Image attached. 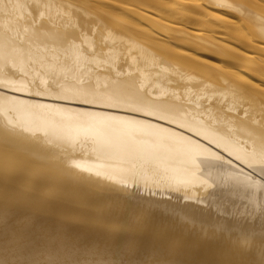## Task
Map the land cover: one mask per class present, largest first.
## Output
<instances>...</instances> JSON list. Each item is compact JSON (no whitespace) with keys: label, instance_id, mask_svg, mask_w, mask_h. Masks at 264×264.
Returning a JSON list of instances; mask_svg holds the SVG:
<instances>
[{"label":"bare ground","instance_id":"bare-ground-1","mask_svg":"<svg viewBox=\"0 0 264 264\" xmlns=\"http://www.w3.org/2000/svg\"><path fill=\"white\" fill-rule=\"evenodd\" d=\"M153 3L155 9H148ZM167 4L162 0H0L1 11L12 6L16 9L10 14L0 11V89L11 94L0 92V141L16 143L13 151L27 155L29 168L25 166L29 172L23 171L27 173L22 176L17 174L21 178L38 167L37 162L34 163V159L38 160L37 147L27 146L33 143H37L34 146L54 144L64 154L65 166L70 165L80 173L76 176L78 173L74 172L75 177L66 180L58 178L64 186L58 195L54 194L58 196L55 202L43 205L41 201L48 202L45 197L34 202L43 211L42 216H37L32 199H18L24 208L14 207L13 222L0 230V264H126L149 250L148 240L153 242L152 252L159 258L163 255L170 258L175 264H198L199 260H205L206 264H210L209 261L250 264L245 253L249 248L243 250L237 242L243 253L236 243L230 246L231 240L226 249V245L223 246V254L216 255L207 229L204 231L208 234L201 235V231L199 244L196 240L190 243L196 237L193 236V239L187 238L191 239L187 244L183 242L182 248H179L182 242L178 241V249L175 239L185 238L183 230H190L194 225L180 222L181 225L176 223L178 228L174 225L168 231H163L165 228L149 230L147 223L152 221L156 225L161 216L129 221L130 216L125 214H131L134 209L130 211L125 205L132 202V195L110 190L132 183V177L137 174L135 162L143 167L142 164L166 161L171 177L181 182L199 181L202 173L210 174L215 168L228 172L229 162L248 172L254 179V188L260 189L264 197V80L260 83L251 80L255 75L257 78L264 74V58H261L264 56V0H171L165 9ZM229 9L231 14L239 15L240 21L225 13ZM25 11L28 14H22ZM116 11L151 25L150 30L142 28L134 18L133 21L123 18V21L119 16L121 21L118 20ZM65 12L69 15L65 14V19L69 21L59 17L62 23L54 19L57 14L64 17ZM43 14L48 20L39 19ZM93 14L95 18L92 22L91 17L90 23L89 15ZM82 15L88 16L87 22ZM98 20L102 22V32L95 31L102 34L103 46L95 44L100 41L99 37L94 43L90 35L83 32L81 39L76 37L77 24L78 28L80 24L88 28ZM64 23L76 26L66 28L69 26ZM177 35L189 36L192 40L199 38L195 40L202 41L197 45L200 48L202 44L208 46L207 43L227 48L229 58L233 59L230 62L240 60L246 70L238 69L237 62L233 66L226 64L227 67L211 64L216 72L197 67V62H204L207 68L208 61L187 51H176L167 43ZM161 36L166 41L159 40ZM175 38V42L184 39L177 36L176 41ZM227 40L237 48L222 43ZM186 41L194 43L190 38ZM82 42L93 51L89 53L86 47L82 48ZM122 59L126 61L123 67L118 64ZM92 62L102 67L106 63L113 68L106 69L105 65V71L96 72L98 66L93 65L98 69L95 70ZM165 74L179 80L188 79L198 93L191 92L190 86L182 94L193 99L196 95L206 97L219 110L196 109L190 107L188 101L164 96L166 90L158 85V79ZM263 77L261 75V79ZM26 97L42 101L34 104ZM3 147L0 146L1 152L5 151ZM2 173L6 170L1 169L0 178L9 177ZM49 175L46 180L51 178ZM28 176L25 179L31 188L30 194L38 195L44 181L40 182L35 175H31L33 179ZM34 179L39 186L36 191L33 188L36 184L31 183ZM239 180L247 182L246 178L235 176L234 181L240 183ZM16 185L21 189L18 182ZM243 185L247 186L245 182ZM88 192L98 193V201L86 204ZM48 193L44 192L46 197L53 192ZM117 201L124 204L120 209H117ZM199 201L193 203L197 206H189L187 214L206 223L209 213L201 206L204 201ZM94 202L100 206L99 210L92 209ZM77 203L79 211H76ZM76 213L80 220L75 221ZM123 223L126 229L120 227ZM117 225L126 231H119ZM87 239L94 245L85 243Z\"/></svg>","mask_w":264,"mask_h":264},{"label":"rangeland","instance_id":"rangeland-1","mask_svg":"<svg viewBox=\"0 0 264 264\" xmlns=\"http://www.w3.org/2000/svg\"><path fill=\"white\" fill-rule=\"evenodd\" d=\"M158 1H160V0H158ZM162 1H164V3L167 4L168 2H166V1H169V0H162ZM170 2H171V0L169 1V3ZM168 4H167V6H165V9H167L166 7H168ZM149 5H147V7ZM152 5L155 6L153 3V4H151V6L148 7V9H150V8L155 9V7L152 8ZM12 7H10L9 10H2V11L0 10V11L4 14H10L13 11L15 12V10H16V9H14V7L13 8ZM229 11H230V9L226 10L225 13H227V15H232L236 21H240V19L237 18L239 15H237L236 13L234 14V12L231 14L232 10H231V12H229ZM116 13H117V15L119 14L118 17L119 16L122 17L123 21H124V19L125 20L129 19V20L133 21V18H134L133 16L126 15V14H123L121 12L118 13L117 11H116ZM22 14H28V13H27V11H25V13L22 12ZM65 14H66V12L63 13L64 17L62 15L59 16L57 14L58 18L56 17L54 19H56V21H59V22L61 20V19L59 20V17L62 18L63 20H68L69 18L65 19ZM71 15L73 16V14H71ZM42 16H44V17H42ZM66 16L69 17L68 13L66 14ZM21 17H20V19H23ZM87 17L83 16L82 18L85 19V21L87 22L88 21ZM89 17H90L89 18L90 23H91V20H90L91 17H92V22H93L94 21L93 19L95 18L94 14H93V16L89 15ZM121 17H119L120 19L118 18V20L121 21ZM236 18L239 20H237ZM39 19L48 20V17H46L43 14L40 16ZM102 19H104V17ZM112 19H114V21H116L115 18H112ZM134 19H136V18H134ZM63 20H61L62 23H63ZM79 20H81V19L79 18ZM99 20L95 23V25H94V23L92 25L90 24L92 27H90V25H89L88 28L86 25H85L86 26L85 27L84 25H81L80 23H79L80 26L78 28V24H77V27H75V31L78 30L79 32L78 31H76V32L79 34L76 33L77 34L76 37L79 38V36H80L79 39H81V34L85 33V34H88V36L90 35L89 39L92 38L91 40L93 43L95 42L94 39H98V37L100 40L101 39L100 35H102V34H99V32L96 33L97 30H99V31L102 30V28H101L102 22H99ZM110 20L111 19H109V21ZM81 21H79V22H81ZM85 21L84 22L82 21V22L85 23ZM107 21H108V19H107ZM136 22L140 23L142 28H144V26H145L146 30H150V28H151V25L149 26V24L146 25L147 23H143V22L141 23L138 19H136ZM99 23L101 26L99 25ZM97 24L99 26H97ZM64 25H65V23H64ZM66 25H67V23H66ZM65 26L61 25V28L65 27ZM67 26H69V27H66V28L72 27L71 25H67ZM74 26H76V25H74ZM83 27H85L88 31L85 30V28H83ZM98 27H99V29H97ZM92 28L93 29L95 28V29L93 30ZM80 29H82V31H80ZM90 29H91V31H90ZM62 30H64V29H62ZM83 30L87 31V33L84 32ZM64 32L66 33V31H64ZM101 32L102 31H100V33ZM204 33L207 34L206 31H204ZM95 35H97V36L95 37ZM177 36H178V38L181 37V39H183V37H184V39L180 40L179 41L180 43L175 42L173 40L175 37H176L175 38L176 41L179 40V39H177ZM177 36H175L172 39L173 41L170 40V41H167V43L171 44L170 46L172 48L176 49V51H177V49L180 50V52H186L187 51L186 53L189 52L190 54H194V56L196 55V57H199L201 60H206V62L208 61V63L206 64L207 68L204 66L205 64L203 65L204 62H197L198 63V64H196V65H198L197 67H199L201 69L204 68V69L208 70L211 68V71L216 72L215 70H217V69H215V67H211L210 66L211 64H212V66H214V64L216 66H218L219 64H221V66H226V64L228 66H231L232 64L235 65L236 62L239 64V65L236 64L238 66V69H240L239 67H241V69H242V67L244 66L243 65L244 62H241L240 60L235 61V63H232L233 61L230 62L232 59L231 57L229 58L230 50L227 51V48H225V47L223 48V47H221V46L219 47L215 44L213 45V43L212 44L207 43L208 46L200 44L201 45V48H200V47H197V45L199 46V43L202 41H198V43H197V41L195 40V39L199 40V38H195L194 40H192L191 37H189V36H185V35H183V36L177 35ZM188 37L190 38L191 42L194 41L195 44L192 42L194 45L190 42L186 43L187 42L186 40L189 41ZM161 38L166 41V39L162 36L160 37L159 40H162ZM102 41H104V40H102ZM102 41L101 40L99 42L97 41V42H95V44L97 43V44H100L103 46L104 43ZM225 42L223 41L222 43H224L225 45L228 44L229 46L228 45L227 46L230 48H237V46L232 41L230 42V40H229V43H228V40H227ZM82 44H83L82 48H84V47H86V49L89 48L86 43L82 42ZM232 46H235V47H232ZM98 47H99V45H98ZM202 47H203V49H202ZM93 48H96V45ZM219 50H221V51H219ZM92 51H93V49L87 50V52H89V53H91ZM133 54H134V51H133ZM225 56H228L227 58H229V59L224 58ZM262 57L264 58V56H261V58ZM124 61L125 60L122 59V61L120 60L118 62V64L121 67H123ZM209 62H210V64H209ZM92 63H91V66H93V65L98 66L99 70L97 69V67L95 68L93 66L95 68V70H98L96 72H100L101 71L100 69L105 71L106 69H109V66H110V65H106V63H104V64L100 63V64H103V67L99 64H96V63L92 64ZM125 63H126V61H125ZM200 63H202V64H200ZM230 63H231V65H230ZM105 65H106V69H105ZM119 65H117V66L120 67ZM110 67L113 68V66H110ZM112 68H111V70H113ZM213 68L215 70H213ZM243 69H245V68L243 67ZM241 71L239 70V72H241ZM261 75L264 76V74H261ZM261 75H259L257 77L258 79L255 77L256 76L255 75L253 78H255L256 80H254L253 78L251 80H253V82L256 81V83L257 82L260 83L262 80H264V77L261 79ZM26 78L28 79V77H26ZM29 80L31 81V84H32L33 81L31 79H29ZM29 80H28V82L30 83ZM187 81H188V79H186V78H182V80H179V79H176L175 77H173L171 75L165 74L158 79V85L163 86L164 89L166 90V92L163 94L164 96H167L169 98L174 97L180 101H185V102L188 101L187 104L190 107H194L196 109L211 108V109H214V111L219 110V108H216V104L212 103V100H209L206 97L203 98V96L199 97V95H196V98L193 99L190 95L186 96L185 94H182V91L185 92L186 90L189 89L190 86H192V87H190L191 92H193L195 90V92L198 93L196 90V86L194 88V86L190 82L188 83ZM262 82H264V81H262ZM42 85H44V84L42 83L41 86ZM3 91H2V89H0V92H2L4 94H6V93L9 94L8 92H6V91L3 92ZM2 93H0V94H2ZM9 95H11V94H9ZM30 98H32V99H30ZM30 98L26 97V99H28L29 101H32V103H34V104L37 103L38 101H42V100H39V99L34 98V97H30ZM74 106L75 107H82L80 105H74ZM82 108H85V106H83ZM225 110H226V112H228L226 108H225ZM229 111H231V110H229ZM120 113H124V112H120ZM234 113H236V112H234ZM124 114H126V113H124ZM0 142H1L0 146L3 145L5 147V148L3 147L5 149L4 152L3 151L1 152V149H0V156L2 155L0 157V171H1V169L6 170L5 174H9V177H10L9 178V177L3 176L0 178V230H2L7 224L13 222V215H12L13 214V208L14 207L19 208V206L21 208H24L18 201V199L20 197H22V198L28 197L30 200L32 199L34 207L37 208V209H34L38 213L37 216L38 215L42 216L43 211L41 209H39V206L34 202L37 199H41L42 197L43 198L41 200H45V199L48 200V202H46V201L42 202L41 201L40 203H43V205L53 203V201L55 202V199L57 200L56 197H58L55 195H58L60 192V189L64 186V184L62 183L63 181L62 182H61V180L59 181L58 178L64 179V180L74 178L75 177L74 172L78 173L79 171L73 170L74 168L71 167L70 165L65 166V164H64V163H66L65 159H64L65 156L63 153H61L59 150L56 149L54 144L49 143L50 144L49 145L48 143L47 144L44 143L45 146L39 145V144L34 146V144H37V143H33V145H30V146L27 145L28 148L29 147H32V148L37 147L36 150L39 151L38 152V160H37V158L34 159V163L37 162V165L36 164L35 165L38 167H34V168H36V170L34 169V172H33L34 174L32 173L29 176L32 175L34 177V175H35L34 178H36V177H37V179L39 178L38 180H41L40 182L44 181L45 185L43 182L41 184L46 186V187H43V185H41L42 188L40 187V189L41 190L43 189L42 190L43 192L40 189H38V191H37L38 195L36 193L30 194L29 191H31L30 190L31 188H28L29 184H27V181L25 179V178H27L28 174H27V176H25V178L20 177V176H22V174L25 175L27 173V172L24 173L23 171L27 170L29 172V170L27 169V167L29 168V166L26 163V162H29V159L26 157L27 155L26 154L18 155L15 152V150L13 151L14 146H15L14 144H16L14 142H6V141H0ZM77 142H79V141H77ZM11 147H13V148H11ZM2 153H4V154H2ZM11 157H13L14 160L13 159L10 160L9 158H11ZM16 159L18 162L16 161ZM8 160H10V161H8ZM19 161L25 162V163L22 164ZM10 162H12V163H10ZM8 163H10V164H8ZM19 163H21V164H19ZM135 163H136V165H134V167H135L134 171H136L137 174L134 172L135 177H132L133 178L132 179L133 181H131L132 183L128 187L125 185H124L125 186L124 187V186H122V184H120L121 186H118V187L117 186L115 187V185H114L116 190L110 189L111 191L127 192V193L129 192L132 195V199H131L132 202L130 204L127 203L125 205L126 206L125 208H127L130 211L134 209L133 211H131V214L133 212L132 217H131V214L128 213V211H127L128 214H125V215H128V218L130 216L131 219L129 221L139 220V217L141 219H143V217H146V219H149L155 215H160L161 217H159V218H161V219H160V221L157 222L156 225L152 221L147 223V228L149 230H152V231L161 230V228H163V229L165 228L163 231H165V230L168 231V230H171L172 227H174V225H176V223L178 225V224H180V222L182 224L187 222V223H190L191 225H194L192 227L190 226V230H192L191 228H193V230L192 231L183 230V232H184L183 237H185L182 239L183 241L180 238L175 239V240H177L176 246L181 245L179 248H182L183 245H185V243L187 244L188 241L193 239V236L194 237L196 236V237L193 239V241L191 240L190 243L194 242V240H196L195 242L198 243V241L201 240V239H199L202 237L201 235L202 234L204 235V232H205L204 229H207L208 233L210 232V237L212 235V239L210 238V240L213 241V242H211V244H212L211 247L213 248L216 255L218 254V256H219V252L223 254V251H224L223 246L226 245L225 246V249H226V247L229 245L228 242L231 240L230 246H232L236 243L235 246L237 247L238 246L237 242H238L239 244H241L242 249L243 248L244 249L249 248V250H251V252H252L251 255L249 254L250 251L248 249H247L248 251L245 250V253H247L246 255L249 259L250 264H252V263L256 264L255 262L257 260H260V259L263 260L264 259V197L261 195L260 189L254 188L256 185L253 184L254 183V181H252L253 178L248 172H246L245 170H243L242 168H240L237 165H233V163L227 162L228 166L229 167L231 166L229 171H228L229 176L227 175L228 172L225 169H222V172H220L221 169L218 170L217 168H215L214 170L212 169V171L210 170L211 172L209 171L210 174L208 172L205 174L204 173H202V174L198 173V175L201 174L200 177L198 176L199 181L194 182L193 180H189L186 182H181L178 180H174V178L171 177V173L169 170L170 166H169V164H167L166 161H161L158 163L142 164L143 167H141L140 163H138V162H135ZM6 165H8L9 167ZM16 165L21 166V167H17ZM66 165H67V163H66ZM5 167H6V169H5ZM16 167H17V169H15ZM24 167H25V169H23ZM140 167L142 169L137 170ZM216 169H217L218 173L216 172ZM12 170L14 171L13 173H12ZM7 171L9 173H7ZM232 171L234 172V174L232 173ZM243 171H245V172L243 173ZM36 172H38V173L36 174ZM192 173L194 174L195 172H192ZM192 173H190V174H192ZM2 174L5 175L4 173H2ZM17 174H19V175L21 174V175L18 176ZM79 174L80 173L76 174V176H78ZM193 174H192V176H194V175L197 176L196 173L194 175ZM206 174H209V175H206ZM235 174H238V175H235ZM48 175L51 178L49 177L50 179L46 180V178H48ZM247 175L249 176V179H248ZM32 176H31V179H33ZM232 176H234V178H232ZM235 176H237V178L242 176L244 179L245 178H246V180L248 179L247 182L243 181V183L245 182L247 184V186L243 185L242 180H239V181H241L240 183L239 182L236 183L237 181H234ZM244 176H246V177H244ZM12 177L17 178V181L13 180L14 178H12ZM4 178H7L8 180H5ZM40 178H43V179L45 178V179L43 180ZM230 178H232V180ZM29 179H30V177H29ZM37 179L36 180L34 179L35 182L34 181L31 182V183H33L32 185H34V183L36 184V187H34L35 185L33 186L35 191H36L37 187L39 188V186H37V183H38ZM24 181H26V182H24ZM16 182H18V184L21 185V189L17 187ZM40 182H39V184H40ZM248 183H249L250 187L248 186ZM252 185H253V187H252ZM48 188L51 191H49ZM44 192L46 194L48 192H50V193L53 192V193L50 194L52 196L46 197ZM88 193L89 194H87V193L86 194L89 196V198H87L88 196L86 194H84L87 196L86 197L87 202L84 200V202L86 204H90L91 203L90 201H92V200H94L95 202L98 201V199L100 197V195L98 193H94V192H91V193L88 192ZM42 195H44V196H42ZM44 197H45V199H44ZM194 198H196V199H194ZM50 199H52V201ZM83 199H85V198L83 197ZM49 200L51 202H49ZM192 200H195V201L200 200L199 202L204 201L203 205L201 203V206L203 208L205 207V209L208 210L207 212L209 213V215H208L209 218H208L206 223L204 222L205 224L203 223V220L201 218L189 216L187 214V209H189V206L191 207L192 205L193 206L196 205V204H193L195 201L193 202ZM95 202L93 203L92 209L99 210L100 206L98 204H95ZM81 203L82 202H80V204ZM80 204L77 203L76 206L77 205L79 206ZM83 204L80 207H82ZM116 204L118 205L117 209H120L121 208L120 206L124 205V204L121 205L120 201H117ZM78 209H80V208L79 207L76 208V211ZM89 209H91V208H89ZM27 215H28V213H27ZM31 215L32 214H29L30 217H31ZM77 215L78 214L76 213V218H78ZM80 216H81V220H82L83 216L82 215H80ZM76 220H80V219L78 218V219H75V221ZM115 224H117V223H115ZM129 224L127 221V225H129ZM134 224H135V222H134ZM120 225H122V224H120ZM177 225L175 226L176 228H178ZM119 226L117 227L118 229H119ZM120 227L125 228L126 227L125 223H123V226H120ZM199 227H201L202 229L200 230ZM122 228L119 229V231H123L124 229H122ZM195 228H197V229H195ZM199 230H200V232H199ZM124 231H126V230H124ZM188 231H189V233H188ZM201 231H202V233H201ZM195 232H196V234H194ZM206 232H205V234H208ZM200 233H201V235H200ZM188 234L189 235L191 234V236H188ZM190 237H192V238L188 240L187 238H190ZM45 239H46V236H45ZM225 239H226L227 243L224 241ZM232 240H234L235 242ZM178 241H179V244L181 242L182 243L179 245ZM183 242H185V243H183ZM200 242L201 241H199V243ZM85 243H87L88 245L90 244L91 246L94 245V243L91 239H87L85 241ZM147 244H148L149 250L146 253H143L142 255L136 257L135 259H131L129 261V262H131V264H155L156 262H157L156 264H175L174 262L169 261L170 258L168 259V257H164V255L162 256V258H159V256H157L154 253V251L152 252V248H151V245L153 244L152 240H148ZM251 244H255V247H254V245H251ZM178 246H177V248H178ZM184 247H187V246H184ZM241 247L239 245L237 248H240V251L243 252L244 249L242 250ZM182 250H185V248ZM183 252L186 253L185 251H183ZM253 253H254L255 259L253 258ZM165 259H166V261H164ZM212 260H216V259H212ZM204 262H200V260H199L198 264H206L205 260H204ZM219 262L220 261H214V262L209 261L210 264H219ZM128 263H126V264H128ZM122 264H125V263L122 262Z\"/></svg>","mask_w":264,"mask_h":264},{"label":"snow or ice","instance_id":"snow-or-ice-1","mask_svg":"<svg viewBox=\"0 0 264 264\" xmlns=\"http://www.w3.org/2000/svg\"><path fill=\"white\" fill-rule=\"evenodd\" d=\"M247 251V249H245ZM253 258L255 259L254 257V253H253ZM256 264H264V260H261V261H256Z\"/></svg>","mask_w":264,"mask_h":264}]
</instances>
